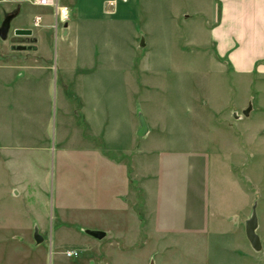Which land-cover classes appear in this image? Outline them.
Listing matches in <instances>:
<instances>
[{
  "label": "crops",
  "instance_id": "crops-1",
  "mask_svg": "<svg viewBox=\"0 0 264 264\" xmlns=\"http://www.w3.org/2000/svg\"><path fill=\"white\" fill-rule=\"evenodd\" d=\"M28 1L51 19L37 14V26L23 1L15 7L0 0V26L14 15L15 29L37 42L21 51L35 60L8 67L22 76L0 77V244L24 242L22 235L30 244L31 230L51 227L55 213L71 208L62 201L70 186L64 165L86 173L76 187H92L94 162L105 158L95 160L88 132L99 134L107 151H131L153 134L164 148H182L179 134L194 131L191 124L206 142L229 121L245 130L246 147L264 149V0H115L114 7L112 0H59L70 20L57 29L54 9ZM191 102L201 109L191 111ZM29 152L38 159L25 157ZM132 155L136 184L140 159ZM123 172L119 184L129 191ZM105 181L109 212V173ZM9 228L22 235L8 236Z\"/></svg>",
  "mask_w": 264,
  "mask_h": 264
},
{
  "label": "rangeland",
  "instance_id": "rangeland-1",
  "mask_svg": "<svg viewBox=\"0 0 264 264\" xmlns=\"http://www.w3.org/2000/svg\"><path fill=\"white\" fill-rule=\"evenodd\" d=\"M15 2L18 1L4 0V3L16 7L18 3ZM21 5L24 11L27 9L31 23L37 14L44 16V22L52 17L32 7L28 0ZM16 31L11 24L7 39L0 38V77L3 78L11 73L12 76H22L20 69H12L8 74V67L36 58L34 54L21 52L37 47L35 38L27 34L17 35ZM50 40L53 45V38ZM3 92L4 85H0V93ZM240 96L239 92L237 104L241 103ZM251 105L252 102L249 107ZM190 109L197 112L201 108L191 102ZM82 119L78 106L76 120L83 127ZM189 127L194 131L179 134L182 148H164L159 142L160 134H153L148 141L137 139L138 143L131 147V151L124 152L107 151L98 139L99 134L88 132V138L94 143L95 160L105 158L102 162H94L92 187L88 191L79 183L76 187L75 180L86 173L79 165H64L62 175L70 186L65 187L68 190L62 201L71 208L63 207L61 214H54L52 228L31 230L30 244L21 231L5 230L7 235L17 231L25 240L12 239L0 244V262L264 264V149L246 147L245 130L241 131L229 121L217 131L207 133L209 140L206 142H200L204 138L195 130L197 126L191 124ZM214 140L220 147H214ZM134 152L140 159L137 171L141 181L136 184L132 167ZM25 157L38 159L30 152ZM123 166L131 180L129 191L119 184ZM108 173L109 212L105 211L107 194L104 187ZM78 193L81 197H77ZM82 204L86 208L78 207ZM119 206L124 210L119 211ZM254 211L258 217L260 251L253 249L246 235L247 222ZM89 231L104 232L106 237L98 240L90 236ZM67 250H75L77 254L67 256Z\"/></svg>",
  "mask_w": 264,
  "mask_h": 264
},
{
  "label": "water",
  "instance_id": "water-1",
  "mask_svg": "<svg viewBox=\"0 0 264 264\" xmlns=\"http://www.w3.org/2000/svg\"><path fill=\"white\" fill-rule=\"evenodd\" d=\"M7 1H24V0H7ZM13 18H14V15L7 16L0 26V38L2 40L7 39L9 30L11 27V21ZM30 33L31 32L28 30H17L16 31L17 35H26V34L29 35ZM250 110L251 108L245 111L244 114L247 116ZM140 123H141V128L138 132V136L144 137L147 133L148 128H147L145 119L143 117H140ZM257 228H258V217H257V213L254 211L251 219L247 222L246 235L253 249L256 251H260L262 248V244H261L260 237L257 234ZM88 234L98 240H103L106 237V233L101 232V231H89ZM36 239L38 240V235L36 236ZM40 241H41V238L39 239L38 242Z\"/></svg>",
  "mask_w": 264,
  "mask_h": 264
},
{
  "label": "built area",
  "instance_id": "built-area-1",
  "mask_svg": "<svg viewBox=\"0 0 264 264\" xmlns=\"http://www.w3.org/2000/svg\"><path fill=\"white\" fill-rule=\"evenodd\" d=\"M35 5L45 8H52L55 12V24L54 28L57 29L59 25H63L69 22L70 20V10L67 6L61 5L59 0H30ZM126 0H122L125 2ZM110 7H114L115 3L109 2ZM42 16H36L35 24L39 26L42 22ZM67 256H75L77 252L75 250H67L65 251Z\"/></svg>",
  "mask_w": 264,
  "mask_h": 264
},
{
  "label": "clouds",
  "instance_id": "clouds-1",
  "mask_svg": "<svg viewBox=\"0 0 264 264\" xmlns=\"http://www.w3.org/2000/svg\"><path fill=\"white\" fill-rule=\"evenodd\" d=\"M113 3H115V0H112Z\"/></svg>",
  "mask_w": 264,
  "mask_h": 264
}]
</instances>
